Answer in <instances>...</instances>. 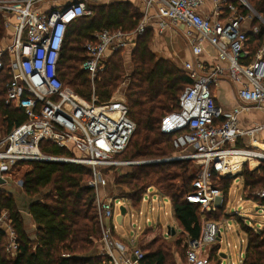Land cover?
I'll return each mask as SVG.
<instances>
[{"label":"built area","instance_id":"obj_1","mask_svg":"<svg viewBox=\"0 0 264 264\" xmlns=\"http://www.w3.org/2000/svg\"><path fill=\"white\" fill-rule=\"evenodd\" d=\"M108 1L0 0V17L7 27L13 28L12 42L0 44V72L6 68L10 76L6 83V104L23 109L27 116L25 122L0 140V174L10 180L19 164L45 160L90 167L92 177L86 184L96 192L101 255L110 264H143L146 252L139 244L138 234L124 239L116 232L117 197L101 193L107 185L105 175L111 171L125 172L129 166L144 162L117 158L127 148L136 124L129 116L124 98L112 97L100 103L94 90L112 54L137 45L154 10L157 32L162 34L171 27L183 26L182 34L193 56L182 66L191 84L180 96V109L167 114L161 123L163 133L178 134L174 140L177 153L166 159L192 160L196 166L193 190L186 200L201 206L202 230L196 239L186 237L183 264H215L216 258L221 264L219 243L222 227L225 232L230 230L229 214L225 211L220 220L206 217L225 206L224 193L213 185V178L235 177L246 165L255 169L264 162V149L255 143L264 134V121L243 128L239 120L251 106L264 109V44L253 54L250 42L252 35L260 32L255 18L262 17L247 0H141L142 18L134 31L103 29L85 43L81 67L89 74L94 91L87 100L63 84L57 73L58 63L70 26L92 15L95 5ZM208 1L213 8L205 12ZM206 45L213 48L214 56L207 52ZM205 53L213 58L211 62L202 60ZM216 60L225 62L227 67ZM225 75L238 86L239 105L229 112L217 105L213 93V87ZM43 142L65 149L70 156L44 153ZM17 184L22 187V179ZM150 189L143 201L147 195L153 201ZM249 195L264 199V188ZM126 207L128 211V204ZM0 222L11 226L6 210L0 211ZM9 236L7 251L13 256L17 250L13 230ZM243 243L241 239L238 264L245 259ZM215 246L218 251L212 258Z\"/></svg>","mask_w":264,"mask_h":264},{"label":"trees","instance_id":"obj_2","mask_svg":"<svg viewBox=\"0 0 264 264\" xmlns=\"http://www.w3.org/2000/svg\"><path fill=\"white\" fill-rule=\"evenodd\" d=\"M248 1L264 19V0ZM141 16L140 10L128 3L112 2L94 7L92 15L73 23L68 30L57 68L63 84L87 100L91 99L94 91L98 102L111 100L123 81L124 66L120 55L123 51H116L108 59L101 80L96 82L93 91L89 74L81 67L85 59L84 45L103 29L134 31ZM149 31L150 27L138 38L132 53L135 67L129 77L125 97L129 116L136 128L127 148L117 156L120 160H158L177 153L174 140L178 134L163 133L161 123L167 114L180 109V96L185 87L191 84V79L170 60L155 58L148 47ZM4 32V19L0 17V43ZM250 42L254 54L264 44V26L258 34L252 35ZM9 78L8 69L4 68L0 72V132L5 131L6 134L27 119L23 109L12 103L6 104V83ZM41 149L51 156H70V152L49 142L41 143ZM27 164L31 168L22 176V190L31 199L27 211L36 229L34 236L27 231L24 215L13 195L0 188V211H7L17 243L13 257L7 251V231L0 227V264H110L105 256L94 253L101 231L94 206L96 192L86 184L92 177L90 167L72 162L33 161ZM128 169L127 172L109 173L121 189L118 197L127 199L131 207L137 208L146 190L155 188L172 204L175 221L181 230L178 235L184 239L200 236L201 206L186 200L196 178L194 161L140 163ZM239 176L243 177L244 193L251 194L264 188V162L251 170L246 165ZM234 178L214 176L213 185L223 191L225 206L208 213V220L223 218ZM257 200L264 206V199ZM240 227L247 237L243 264H264V229L253 231L247 224H241ZM145 230L148 233L153 228ZM181 244V239L168 243L162 235L154 238L142 247L146 252L143 264H177L171 249ZM217 251V246L212 249V258L216 257Z\"/></svg>","mask_w":264,"mask_h":264},{"label":"rangeland","instance_id":"obj_3","mask_svg":"<svg viewBox=\"0 0 264 264\" xmlns=\"http://www.w3.org/2000/svg\"><path fill=\"white\" fill-rule=\"evenodd\" d=\"M248 1V0H247ZM249 2V1H248ZM109 3V1L107 2ZM251 5V4H250ZM252 6V5H251ZM262 17V16H261ZM261 30V27L264 26V22L262 19L255 18L254 21ZM4 39L1 40V45H8L12 42V34L13 28H9L5 25ZM174 33V32H173ZM148 47L150 51L153 53L157 60L164 59L170 60L171 63L176 64L180 67L181 65V53L183 49V45L187 46L183 37L178 34H161L155 32L153 30L149 31L148 35ZM137 46V45H136ZM136 46H130L126 50H122L123 52L120 54L123 60L124 66V76L123 81L119 84L117 90L115 91L113 97L115 99L124 98L127 86L129 84L130 75L135 67L134 59H133V50ZM183 66V65H182ZM182 69V67H181ZM262 108H254L252 111L250 110V114L255 113L259 116L264 115ZM258 116V117H259ZM0 137L3 138L6 136L5 131L0 132ZM31 168L30 164L21 163L19 164L10 178L11 183L3 186L1 189L4 191H16L19 188L17 181L22 179L23 174ZM252 169V168H248ZM244 171V169H243ZM109 182L111 181V177L109 175H105ZM231 179V178H227ZM231 182V180H228ZM111 191L105 193L108 196L117 197L114 202V224L116 225V232L121 235L124 239H130L137 235L139 236V244L141 247L147 246L154 238L159 237L162 231L166 230L169 224L174 223L173 216V207L170 200L166 197H163L162 201L158 199L157 190L155 188H151L149 194L153 196V201L150 200L149 196L145 201H142L137 205V208L131 207L128 200L125 198L118 197V194L121 192V189L112 181V184L109 185ZM242 186V188H241ZM263 187V186H262ZM101 193L102 190H101ZM249 192H245L243 190V180L238 175V177L234 178L232 187L229 190L226 211L229 214V227L230 230L225 232L224 227L222 233V240L220 241V251L219 254H226L227 257H221V264H238L239 260V252L241 249V239H243V253L245 255L247 248V237L245 232L242 231L240 225L244 226L247 224L251 230L258 231L264 229V212L259 210L256 211V207L258 200L249 197ZM249 197V198H248ZM31 201L28 198V202ZM96 202V199H95ZM94 202L95 210L97 212L98 225H99V211L96 208V203ZM30 203V202H29ZM128 204V211L123 216L122 223L117 221V216L120 214V207L122 205L126 206ZM153 209V210H152ZM149 218V222L146 220ZM161 226V227H160ZM151 227L153 231L145 233V229ZM100 229V225H99ZM101 231V230H100ZM172 231V230H171ZM171 231H165L170 238H164L168 243H173L176 239H181L182 244L180 246H173L171 252L177 264L181 263L184 260V254L186 251V238L180 234L179 231L172 235ZM142 235L140 236V234ZM162 235V234H161ZM164 237V236H162ZM100 240V238H99ZM99 240L96 241L94 253L101 252V247ZM229 243V245L227 244ZM101 254V253H100Z\"/></svg>","mask_w":264,"mask_h":264},{"label":"crops","instance_id":"obj_4","mask_svg":"<svg viewBox=\"0 0 264 264\" xmlns=\"http://www.w3.org/2000/svg\"><path fill=\"white\" fill-rule=\"evenodd\" d=\"M112 2L128 3L131 6H133L135 8H138L140 10L141 14H142L143 3H142L141 0H110L109 1V3H112ZM103 4H108V3L107 2H103V3L95 5L94 7L99 6V5H103ZM212 8H213V3L211 1H208L207 6L204 8V10H205V12H210L212 10ZM151 14H153V15H152V17L150 19V23H149L148 27H150L151 30L157 32V30H156V16H155L154 10L151 11ZM141 18H142V16H141ZM182 28H183V26H180L179 29L171 27L170 29H167L166 31H164L162 34H167V35L178 34V35L183 37ZM174 29H176L177 31H173ZM183 39H184V41H185L187 46H185V45L182 46L183 49H182L181 59H180L181 60L180 68L182 67V65H183V63L185 61H189V60L193 59L192 52H191V49L189 47V44L187 43V41L185 40L184 37H183ZM206 50L211 55H213V48L212 47H210L209 45H206ZM202 60L211 62L213 60V58H210L208 56V54L205 53L202 56ZM216 63L221 64V66L224 67V68L227 67V64L225 62L216 60ZM237 89H238V86L236 84H234L228 78L227 75L223 76L218 81L217 86L213 87V93H214V95L216 97L217 105L219 107H221L222 110H224L225 112L232 111L233 108H235L236 106L239 105V100H238V97H237ZM254 108H258V107L251 106V107H249L246 111H244L240 115L239 120H240L241 127L249 128V127H252V126H254L256 124H260V123H262L264 121V115L259 116V115L255 114V113L250 114L251 113L250 110L252 111V109H254ZM261 111H263V113H264V110H261ZM256 142H257L256 145L258 147L264 149V134L261 135V140L260 141H256ZM127 171H129V169ZM127 171H125V172H127ZM110 177L112 178L111 181L109 182V180H107V185L102 190V192H104V194L108 193L109 191H111V188H110L109 185L112 184V181L114 180V178H113V176L111 174H109V178ZM235 177H238V176H235ZM10 183H8V184H10ZM18 188L19 189L16 190V191L12 190V191H8V192L11 193V195H13L14 199L16 200V203H17L18 207L20 208L21 212L24 215L27 231L30 234H32V236H34V230L36 229V225H35L32 217L29 215V213L27 211V207H28L30 201L28 202V197L23 192L22 187L19 186ZM157 195H158L160 201H162L163 196H161L158 193V191H157ZM173 216H174V209H173ZM147 219H149V218H147ZM228 219H230V218H228ZM174 220H175V218H174ZM0 227H3L7 231V245H8L9 241H10V236L9 235H10V232H11L12 228H11V226L9 227V226H7L5 224H2L1 222H0ZM170 228H171V230L175 229V234L178 231H179V233L181 232V230H179V228L177 226L176 221H174L173 224H169L167 226L166 230L167 231H171ZM166 230H164V231H162V233H160V235L162 234V236H164V238H166V236H165L167 234V232H165ZM171 233H172V231H171ZM141 235H142V233L140 234V236ZM153 238H156V237H153ZM14 256L15 255H13V257ZM183 263H184V260H182L181 263H179V264H183ZM215 264H218V263L215 262Z\"/></svg>","mask_w":264,"mask_h":264},{"label":"water","instance_id":"obj_5","mask_svg":"<svg viewBox=\"0 0 264 264\" xmlns=\"http://www.w3.org/2000/svg\"><path fill=\"white\" fill-rule=\"evenodd\" d=\"M263 19V18H262ZM45 161H50V162H64V161H54V160H45ZM168 161H177V159H171V160H167V159H159V160H153V161H144V164H154V163H161V162H168ZM11 181L8 178H3L0 174V188H2L3 186L7 185L8 183H10ZM263 211L264 212V206L257 204L256 207V211ZM127 213V207L122 205L120 207V214L117 216V221L119 223H122L123 220V216ZM171 230V228H170ZM172 234H175V229H172ZM222 257H227L226 254H222Z\"/></svg>","mask_w":264,"mask_h":264},{"label":"bare ground","instance_id":"obj_6","mask_svg":"<svg viewBox=\"0 0 264 264\" xmlns=\"http://www.w3.org/2000/svg\"><path fill=\"white\" fill-rule=\"evenodd\" d=\"M255 143H257L256 141H255ZM233 161H235V159H233ZM253 166H256V163H253ZM255 168V167H254ZM243 178V177H242ZM241 188H242V186H241Z\"/></svg>","mask_w":264,"mask_h":264}]
</instances>
